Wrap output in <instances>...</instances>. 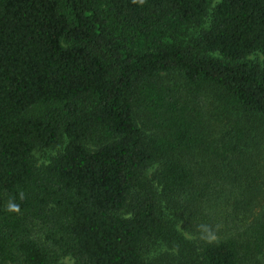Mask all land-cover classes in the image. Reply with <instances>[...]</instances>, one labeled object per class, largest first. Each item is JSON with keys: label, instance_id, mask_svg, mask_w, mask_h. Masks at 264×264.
I'll return each mask as SVG.
<instances>
[{"label": "trees", "instance_id": "1", "mask_svg": "<svg viewBox=\"0 0 264 264\" xmlns=\"http://www.w3.org/2000/svg\"><path fill=\"white\" fill-rule=\"evenodd\" d=\"M65 260L264 264V0H0V264Z\"/></svg>", "mask_w": 264, "mask_h": 264}, {"label": "clouds", "instance_id": "2", "mask_svg": "<svg viewBox=\"0 0 264 264\" xmlns=\"http://www.w3.org/2000/svg\"><path fill=\"white\" fill-rule=\"evenodd\" d=\"M9 211L19 212V205L16 204H9L8 206ZM201 230L207 233L206 237H202L203 239H207L208 242L215 241L217 239L216 235L210 230V228L206 225H200Z\"/></svg>", "mask_w": 264, "mask_h": 264}, {"label": "rangeland", "instance_id": "3", "mask_svg": "<svg viewBox=\"0 0 264 264\" xmlns=\"http://www.w3.org/2000/svg\"><path fill=\"white\" fill-rule=\"evenodd\" d=\"M38 157L41 158L40 161H42V159L44 158V157H40L39 155H38ZM65 261H66L67 264H72L69 260H65Z\"/></svg>", "mask_w": 264, "mask_h": 264}]
</instances>
